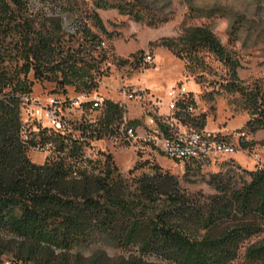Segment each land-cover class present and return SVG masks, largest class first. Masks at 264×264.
<instances>
[{
    "label": "trees",
    "instance_id": "1",
    "mask_svg": "<svg viewBox=\"0 0 264 264\" xmlns=\"http://www.w3.org/2000/svg\"><path fill=\"white\" fill-rule=\"evenodd\" d=\"M142 5L92 0L87 18L68 30L70 7L38 9L29 0H0V264H264V169L244 170L249 179L235 180L231 170L216 175V194L204 204L179 192L175 178L159 167L137 179L132 192L110 155L105 163L85 158L91 141L120 130L126 113L118 103L106 101L97 122L64 132L39 122L37 130L25 125L23 98L32 96L31 72L64 93L68 86L93 88L95 53L103 36L114 37L100 11L115 9L153 28L172 20L167 13L148 18ZM223 14L219 8L190 6L186 18L203 21ZM161 45L191 62L209 53L225 64L230 78L223 91L243 96L253 117L246 124L251 134L264 130V89L243 84L241 63L211 25L184 24L179 37ZM13 60L23 62L17 73L5 66ZM191 104L196 107L193 96ZM176 116L205 126L204 119L199 123L184 110ZM140 124L130 120L129 127ZM45 143L55 147L52 155L44 164L33 163L30 151ZM93 245L135 250L117 260L105 250L90 257L78 252Z\"/></svg>",
    "mask_w": 264,
    "mask_h": 264
},
{
    "label": "rangeland",
    "instance_id": "2",
    "mask_svg": "<svg viewBox=\"0 0 264 264\" xmlns=\"http://www.w3.org/2000/svg\"><path fill=\"white\" fill-rule=\"evenodd\" d=\"M131 1V0H130ZM133 1V0H132ZM143 4L148 18L156 13L170 14L169 23L149 27L146 23H137L129 16H122L115 9L100 11L113 38L103 36V43L95 53L96 66L93 71V88L89 93H97L106 101L118 103L125 109V117L130 120L140 121L138 126L141 131L146 129V120L153 114H162L173 126L184 129L207 130L225 136L236 144L240 143L238 152L233 155L213 156L203 162H181L166 157L161 151L153 148L139 149L127 143L119 131L112 137L106 136L98 141H91L92 161L105 163L106 156L110 155L113 165L117 166L120 176L127 183L129 190L136 191V180L153 174L156 167L172 175L178 182L179 192L187 194L194 201L204 204L209 195L216 194L213 178L227 171L236 174L238 180L244 175V170L253 172L264 169V130L251 134L247 122L252 114L245 107L241 94H229L223 91L222 85L229 81V69L213 55L204 53L201 62H191L179 58L174 51L161 45L163 39L179 37L184 24L200 25L205 22L212 26L213 32L221 43L241 63L238 70L239 78L250 90L264 89V0H134ZM30 6L36 8H63L70 7V19L66 20L65 27L73 30L78 19H86L92 6V0H29ZM206 9H222L223 16L207 20H189L186 18L189 7ZM60 10V9H59ZM58 10V11H59ZM90 21V25H91ZM96 31V29L94 28ZM11 41V39H8ZM100 53V56H99ZM102 53V54H101ZM150 54L153 63L145 62V57ZM21 60L6 63L12 72H19ZM35 72L28 75L33 84L32 97L45 100L55 93L60 97L80 96L84 90L76 87H66L64 93L55 83L35 79ZM22 76H24L22 74ZM183 84L196 101L197 122L204 119V128L193 123H184L168 110L169 98L167 92L175 86ZM127 88L145 90L142 100H129L124 96ZM55 90H58L55 92ZM55 92V93H54ZM64 95V96H63ZM102 110L86 114L74 111L68 114V120L73 125L81 123H95L101 116ZM76 123V124H75ZM179 128V127H178ZM245 133L247 140L241 139ZM77 135H80L78 133ZM247 144L248 147H244ZM30 160L33 163L44 164L49 158L45 153L31 150ZM105 250L112 259L117 260L122 256H130L132 251L112 248H100L93 245L80 249L83 256L90 257L95 253ZM156 261L155 257L148 258ZM5 264H11L6 262ZM31 264V263H27Z\"/></svg>",
    "mask_w": 264,
    "mask_h": 264
},
{
    "label": "built area",
    "instance_id": "3",
    "mask_svg": "<svg viewBox=\"0 0 264 264\" xmlns=\"http://www.w3.org/2000/svg\"><path fill=\"white\" fill-rule=\"evenodd\" d=\"M145 62L153 63L154 58L148 54ZM145 90L127 88L124 90L125 98L129 100H142ZM169 98L168 110L172 114L178 112L191 113L196 115V107L189 105L192 99L185 85L179 84L167 92ZM23 116L25 125H35L36 120H43L45 125H52L54 131H66L73 127L72 120L63 123L59 120L60 104H68V114L74 111L86 114L93 109H103L106 100L97 93L91 94L84 92L80 96L60 97L52 95L45 100L36 97H24ZM182 106L184 108L182 109ZM89 107V109H87ZM182 109V110H181ZM162 114H151L146 120V129L143 131L139 127H129L130 119L125 117L120 126L119 135L123 136L127 143L136 147L153 148L161 151L166 157L181 162H203L211 159L213 156L233 155L238 152L240 143L236 144L228 137H219L217 134L210 133L207 130H197L194 128L184 129L181 126H173ZM76 124V123H75ZM37 130V128H36ZM244 141L247 140L245 133L241 134ZM181 141H188L189 148H182ZM55 147L40 144L35 149L51 156ZM91 149L85 152L86 159H92Z\"/></svg>",
    "mask_w": 264,
    "mask_h": 264
},
{
    "label": "bare ground",
    "instance_id": "4",
    "mask_svg": "<svg viewBox=\"0 0 264 264\" xmlns=\"http://www.w3.org/2000/svg\"><path fill=\"white\" fill-rule=\"evenodd\" d=\"M98 110H101V108H97ZM95 109V110H97ZM68 110V104L65 103V104H60V109H59V120L63 121V123H66V122H70L67 118V115H65V112ZM40 123L42 126H46L50 129H52V125H45L44 121L43 120H36V124L35 125H28V128H31V127H34V129H31V130H36L37 128V123ZM58 132H63V131H58ZM182 143V148H189V143L188 141H181ZM49 146V145H47ZM138 148V147H137ZM139 149L143 150V147H139Z\"/></svg>",
    "mask_w": 264,
    "mask_h": 264
}]
</instances>
